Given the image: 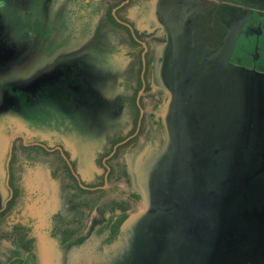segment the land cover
Listing matches in <instances>:
<instances>
[{
	"label": "flooded vegetation",
	"instance_id": "obj_1",
	"mask_svg": "<svg viewBox=\"0 0 264 264\" xmlns=\"http://www.w3.org/2000/svg\"><path fill=\"white\" fill-rule=\"evenodd\" d=\"M89 1L85 0L87 4ZM114 3L118 15L112 17L125 28V37L134 45L128 55L129 73L125 80L121 79L122 83L116 70L118 64L114 62L68 60L55 66L52 61L51 66H46L33 53L16 49L18 55L12 57L0 49V132L13 128L9 125L10 113H16L17 105L24 103L22 94L33 95L34 102L42 103L35 108L38 127L14 125L24 133L17 138L24 143L16 149L12 143L6 158L0 157L2 187L7 197L0 203V218L6 216L5 222L11 227L14 225L11 221L20 223L31 236L33 246L36 245L32 262L40 258L38 243L43 234L50 235L52 245L56 249L58 246L63 254L68 251L71 260L85 256L92 234L97 242H103L100 247L104 251L110 245L111 235L114 243L119 241L127 215H104L101 221L92 216L89 222V209H93L89 207L90 198L108 191L115 181L113 177L118 178L119 173L125 175L129 187L133 185L130 157L133 161L142 160L143 164L153 160L144 169L143 186L153 197H149L142 213L148 212V204H156L162 210L144 222L154 218L174 219L162 220L164 239L169 241L178 236L182 244L208 251L207 256L213 258L220 247L234 243L223 210L227 201L219 195L212 175V165L215 170L222 163L221 156L227 148L217 146V138L212 135L210 118L215 97L210 87L218 81L227 86L226 91L233 75L241 69L252 70L254 77L257 72L264 74V0H115ZM167 12L171 18L162 20ZM149 14L157 16L156 19L144 21ZM85 31L69 30L72 37L82 36ZM98 49L105 50L98 53L99 58L116 47ZM135 49H139L137 63ZM45 51L54 55L60 46L34 50ZM136 75L140 88L134 105ZM88 81L95 90H89ZM15 94L18 100L14 99ZM56 101L61 103L57 121L50 115L58 109ZM101 102L104 105L99 110ZM91 107L94 112L87 111ZM48 125L51 131L39 132ZM141 141L150 146V152L139 149ZM28 167H33L40 179L31 200L23 178ZM90 167L91 181L87 175ZM131 197L136 199V194ZM32 204L34 209L30 208ZM52 204L58 207L44 209ZM201 221L209 224L207 234L198 230ZM169 229L175 234L168 233ZM159 234L156 232V236ZM24 236L2 238V243L9 241L4 244L5 249L0 244V259L4 258L6 264L27 263L26 256L19 254L24 249L19 245L29 240ZM170 245L169 241L167 249ZM172 253L175 254L174 249Z\"/></svg>",
	"mask_w": 264,
	"mask_h": 264
},
{
	"label": "rangeland",
	"instance_id": "obj_2",
	"mask_svg": "<svg viewBox=\"0 0 264 264\" xmlns=\"http://www.w3.org/2000/svg\"><path fill=\"white\" fill-rule=\"evenodd\" d=\"M114 2L115 0H90L87 4L85 0H0V49L6 50L12 57H17L16 49L27 51L32 55L33 52L30 49L44 45L45 42L47 46L50 45L48 47L60 46V50L63 51L65 36L68 32L61 34V38L58 37L55 40L53 37L47 38V32L51 31V35H58L70 29H85L98 44L104 42L105 47L108 46L107 43L115 45L116 49L117 46L123 45L121 60L129 61L128 55L133 52L134 45L129 42V38L125 37L127 32L125 28L115 23L112 17L113 14L118 15V12L114 10L116 5ZM90 43L94 45V42ZM97 46H89V52L96 51ZM135 50L137 63L139 49ZM97 51V54L105 52L102 49ZM87 73L90 74V70ZM137 73H139L138 70ZM255 77L252 70L241 69L233 75L226 91L227 86L219 84L218 81L210 87L215 97V107L213 109L211 107L213 115L210 118L211 127H214L212 135L217 138L215 141L217 146L227 148L221 156L222 163H218L215 170L212 165V175L219 187V195L227 201L226 209L223 210L226 221L231 227L233 245L220 247L217 255L212 258L207 256L208 251L194 249L188 243L182 244L180 242L182 240L174 236L168 239L172 246L170 245L167 249L169 241L164 239L165 234H161V231L166 232L164 228H161V222L162 220L171 222L174 219L154 218L147 222L138 221L144 214L142 212L144 207H147L145 206L147 200L153 197L143 188L144 176H146L144 171L152 165L148 164L153 160L143 164L142 160L133 161L130 157L128 163L133 185L129 187L130 185L128 186L124 179L125 175L119 173L118 178L113 177L115 181L108 191L90 198L89 201V207L93 208L89 209V222L92 216L96 217L97 221H101L104 215L113 214L115 217H118L120 213L121 216L127 215L128 220L121 228L119 241L114 243V236L111 235L108 239L110 245L103 251L100 247L103 242L101 240L97 242L96 235L92 234L90 243L86 246L88 252L85 256L87 257L79 255L76 260H71L68 255L67 259L58 246L57 249L55 246H38L40 258L32 262L34 259L32 250L36 245L33 246L31 236L25 233L20 223L15 224L16 222L9 219L14 224L12 228L5 222L6 216H4L0 218L2 248L5 249L4 244L9 242L7 240L2 243V238L4 240L5 238L22 239L23 235L25 238L29 237L25 245H19L24 248L23 254L19 252L20 257L26 256L27 263L24 264H264V74L257 72ZM138 79L139 76L136 75V84L132 91L134 105L140 88ZM88 88L95 90L90 82ZM94 90L93 93L97 92ZM9 95L12 94L9 93ZM17 97L18 95L15 94L14 99L18 100ZM20 98L26 106L17 105L18 110L14 106L16 113H10L9 119V125L13 128H4L0 132L2 159L6 158L12 143L15 149L21 148L24 143L22 140H17L22 132L14 125L33 126L35 129L39 124V116L35 108L42 103L34 102L33 95L22 94ZM26 100L28 102H25ZM104 100L107 98L105 97ZM54 104L58 109L50 115L52 118L55 116L57 121L60 119L61 103L56 101ZM103 105L104 103L101 102L99 110ZM87 106H90L89 99ZM94 109L91 107L87 111L94 112ZM33 119L35 123H32ZM41 121L43 123L45 119L42 118ZM47 127L49 125L46 129L42 126L39 132L51 131ZM142 148L150 152V146H145V143L141 141L139 149ZM140 171L143 173L140 174ZM209 174L210 172L207 171L206 175L209 176ZM9 186L12 187L10 182ZM3 188L0 172V203H4L7 198ZM132 193L136 194V199L131 197ZM211 203L213 204L212 200ZM57 207L58 205L55 207L52 204L44 209ZM110 207L113 208L109 209ZM156 232L160 233L159 236H156ZM170 232L175 234L169 229L168 233ZM171 249H174L175 254H171ZM45 251L47 255L50 252L53 253L52 260L42 255ZM169 251L170 255L167 256ZM67 253L69 254L68 251ZM29 260L30 263H28ZM0 264H6L4 258L0 259Z\"/></svg>",
	"mask_w": 264,
	"mask_h": 264
},
{
	"label": "crops",
	"instance_id": "obj_3",
	"mask_svg": "<svg viewBox=\"0 0 264 264\" xmlns=\"http://www.w3.org/2000/svg\"><path fill=\"white\" fill-rule=\"evenodd\" d=\"M66 32H68L67 36H65V39H68V38H73L74 40H65V46L67 48H63V51H59L58 53H55L54 55L51 54V53H48L47 51H45V53H39V52H34L35 48L37 47H43V48H47V49H50V45H46L45 42H44V45H39V46H36V47H32L33 49V55L34 56H39V60L40 61H44L45 63H43L44 65L46 66H51V62L53 61V66H55L56 64H59L61 62H67L68 60H73V61H77V59H79V61L83 60V61H87V62H94V61H97V60H100V62H114L117 65L116 67V70L117 72L119 73V83H122L121 79L125 80L128 76V73H129V61H126V60H121V51H123V47L122 45L119 47L117 46V49L116 50H109L107 53H106V57L101 55V57L98 58V54L96 51L93 50V52L91 53V51L89 52L90 47H94V46H97L96 49L101 46L102 48L105 47V43L102 42L100 44H98V42L95 40V39H92L93 37L89 36L88 33L85 31L84 32V35L82 36H73L72 37V33L69 32V31H65L63 33H60L58 35H51V31L47 32L48 35L46 36L47 38H51L53 37L54 39L58 37L61 38V34H66ZM45 37V36H43ZM90 42H94V45H91ZM121 44V43H120ZM107 45L109 46H112V47H115L113 46V44L111 43H107ZM76 47V48H75ZM74 49V50H73ZM73 50V51H72ZM118 50V51H117ZM63 64V63H61ZM114 66H112L113 68ZM108 78H111V74L109 73L108 74ZM35 169L33 167H28V168H25L24 170V175H23V178H24V184H25V187H26V190L28 191L29 193V196H30V200H31V194L32 192L34 191L35 189V184L40 181V179H38V176L35 174ZM92 171V168L90 167V169H88V180L91 181V178H90V173ZM94 171V174H95V171L96 169L94 168L93 169ZM93 176V175H91ZM35 205V204H34ZM32 204V206L30 207L31 209H34V206ZM48 233H50L49 230H47ZM53 239L51 238L50 235L48 234H43L41 236V239L38 243L39 246H53ZM47 255V252H43V256L45 257H48V260H52L53 258V253H48ZM55 255H57L55 253ZM68 254H65V257L68 259Z\"/></svg>",
	"mask_w": 264,
	"mask_h": 264
},
{
	"label": "water",
	"instance_id": "obj_4",
	"mask_svg": "<svg viewBox=\"0 0 264 264\" xmlns=\"http://www.w3.org/2000/svg\"><path fill=\"white\" fill-rule=\"evenodd\" d=\"M169 12H172V11H169ZM163 16H164L163 18L160 16L162 18V20H166L168 17L171 18L170 14H168V12H167V16L165 14ZM147 17L145 18L144 21L150 22L152 19H154V18L156 19L157 16H155L154 14H149V17L148 18ZM173 142H174V140H173V137H172V143ZM174 144L176 145V142H174ZM155 206H156V204H154V206H152L151 204H148V212L144 213L143 216L138 219V221H140V220L144 221L149 216L154 215V214H156V213H158L159 211L162 210V209H158V207H155ZM200 224H201L200 225L201 228H198V230H202L201 233L204 232L205 234H207L208 233V229H209V224L207 223V221H201ZM193 228L195 230L194 226H193Z\"/></svg>",
	"mask_w": 264,
	"mask_h": 264
}]
</instances>
